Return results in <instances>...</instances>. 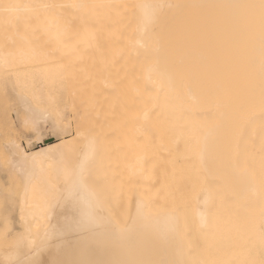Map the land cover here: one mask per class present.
<instances>
[{"label": "bare ground", "instance_id": "6f19581e", "mask_svg": "<svg viewBox=\"0 0 264 264\" xmlns=\"http://www.w3.org/2000/svg\"><path fill=\"white\" fill-rule=\"evenodd\" d=\"M138 4L161 6L156 10L155 24L147 32L141 22V10L135 7ZM260 5L261 0H0V84L8 76L19 87L31 84L33 75L28 68L42 61L40 37L48 36L51 56L59 48L66 66H78L84 58L106 65L141 64L142 79L148 87L140 98L150 108L145 109L147 113L156 115L157 128L223 130L226 127L233 132V127L238 126L237 134L234 131L237 138L243 128V134L247 128L252 130L247 132V138L240 135L246 142H242L244 146L249 142V148L241 147V156L234 149L237 158L243 161L240 166V160H236L239 165L235 166L239 172L233 174L236 189L223 212L227 217L226 231L220 246L217 245L219 223L213 211L215 197L211 191L204 190L196 197L193 219L198 236L195 240H183L178 212L167 209L152 213L141 197L134 200L128 227L115 232L98 229L107 223L102 216V201L87 179L99 157V145L90 137L74 154L69 169L71 176L66 174L49 203L39 204L38 217L44 221L39 233L12 253L0 252V264H35L52 238L62 233L68 236L65 246L68 256L111 252L129 256V264H208L205 257L208 245L217 253L219 247L235 251L238 244L245 247V254L235 264H264V186L261 184L264 178L260 179L257 173L261 166H253L257 165L256 160L248 162L254 158L253 154L257 155L252 150L257 146V139L251 140L255 138L253 129L264 124L258 122V117L264 116V13ZM16 65L21 66L17 72L11 70ZM65 74L75 80L73 71L66 69ZM258 111L262 114L254 118ZM97 115L101 125L108 123L105 115ZM252 118H257L256 122ZM41 120L37 114L34 125L42 141L37 128ZM188 137V132L183 133L176 143L185 146ZM74 141L75 137H71L31 152L15 141H9L7 146L17 164L14 170L24 173L28 186L31 175L23 166L30 161L56 157ZM239 143L236 142L237 149ZM88 146L92 149L89 167L81 175L77 165L84 159ZM185 148L183 158L189 156ZM244 166V170L248 167L253 174L251 170L245 172ZM172 192L171 203L180 208L187 201L185 191ZM61 207L64 231H60L57 223ZM230 217L234 218L233 223ZM228 220L234 228H229ZM246 224L249 227L244 229ZM193 241L198 243V260L187 261L192 256L185 243Z\"/></svg>", "mask_w": 264, "mask_h": 264}, {"label": "rangeland", "instance_id": "374dc122", "mask_svg": "<svg viewBox=\"0 0 264 264\" xmlns=\"http://www.w3.org/2000/svg\"><path fill=\"white\" fill-rule=\"evenodd\" d=\"M40 41L42 61L28 68L33 75L29 83H33L34 88L31 84L19 87L10 76L0 84V186H3V194L0 196V252L12 253L14 249L39 233L44 222L38 217L39 204L45 205L55 196L65 180L67 170L71 168L74 154L90 137L99 145V157L87 179L92 182L102 201L104 207L102 216L107 223L98 229L115 232L128 227L134 200L141 197L146 200L148 210L152 213H160L167 209L178 212L183 240H195L198 236L193 219L196 197L204 190L211 191L215 197L213 211L219 223L217 245L220 246L226 231L224 226L227 217H224L223 212L236 189L233 174L238 164L240 163L241 166L243 161L240 160L241 157L237 158L234 149L239 151L238 156H241L242 151L239 149L246 148L249 144L248 142L243 145V136L246 135L247 138L249 131L252 130L247 131V128L243 134V128L237 138L238 135H234V131L237 134L238 126V128L234 126L236 130H233L234 127L230 128L233 132L225 129L226 127L225 130L199 127L176 130L157 128L154 119L156 115L154 112L147 113L150 108H146L144 99L140 98L148 87L142 79L141 64L106 65L84 58L78 66H66L59 48L54 50V57L51 56L53 51L48 36H41ZM20 67L16 65L11 70L17 72ZM66 69L73 71L75 80L67 78ZM35 110H39L38 113ZM98 113L105 115L108 123L101 125L98 121ZM257 113L256 115L252 113V116L254 115L255 118L264 112ZM37 114L42 119L37 127L41 132L42 141L34 125ZM256 120L257 118L253 121ZM259 121L264 123V116L258 117ZM255 122L252 126H255ZM257 126L252 133L255 134V138L254 135L252 139L250 138L252 141L257 139L255 140L257 146L254 145V148L251 145L252 141L250 142L253 152L257 155L253 154L254 158L251 157L249 161L245 153L243 154L249 159L248 162L256 160L257 165L252 164L254 167L261 166L257 173L260 176L258 177L263 179L260 174L264 175V162H262L264 161V129L262 130L264 124ZM186 132L189 133L187 145L177 144L176 138ZM211 132L213 136H210ZM233 136L235 140L240 139L238 141L241 144L239 143L240 147L237 144L238 149L236 148L238 141L235 142ZM71 137H75V141L69 149H65L58 156L38 162L30 161L27 166H23L24 171L27 170L31 175L29 187L25 185L24 173L14 170L17 164L15 165V159L10 156L7 146L9 141H15L27 152H31L45 144L66 141ZM183 148L189 154L186 158L181 156ZM236 160H240L238 164ZM253 169L255 171V168ZM246 170L244 171L248 172L251 169L247 167ZM252 172L253 170L250 171L251 174ZM258 177L256 176V179ZM261 184L264 186V181ZM173 190H183L187 196V201L180 208L171 203ZM59 209L61 210L62 207ZM229 220L233 223L234 218L230 217ZM229 220V228H234L231 227L234 225H231ZM57 223L60 231H64L63 209L58 210ZM243 226L244 229L249 227L248 224ZM212 236H209L210 240ZM67 237L63 233L53 237L46 250L34 263L129 264L131 262L129 256L111 252L102 255L92 252L86 255L68 256L65 250ZM185 246L189 248L192 256L187 261H197L198 243L193 241L190 244L185 243ZM234 248L235 251L223 250L219 247L216 253L208 245L205 253L206 262L235 264L237 258L244 259L245 247L237 244Z\"/></svg>", "mask_w": 264, "mask_h": 264}, {"label": "snow or ice", "instance_id": "6c2138e0", "mask_svg": "<svg viewBox=\"0 0 264 264\" xmlns=\"http://www.w3.org/2000/svg\"><path fill=\"white\" fill-rule=\"evenodd\" d=\"M135 7L141 10V22L144 24L145 32H147L150 27L155 24L156 10L161 6L157 4H138ZM260 7L262 9V13H264V0H261ZM91 150V146H88V152L85 153L84 159L78 162L77 167L81 175L88 171ZM71 174V170H68L67 175L71 176ZM81 186L83 187V185Z\"/></svg>", "mask_w": 264, "mask_h": 264}]
</instances>
